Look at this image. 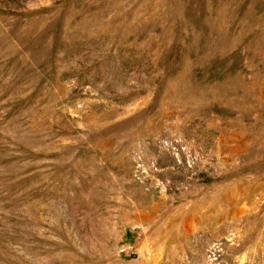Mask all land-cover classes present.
I'll use <instances>...</instances> for the list:
<instances>
[{"label":"rangeland","instance_id":"obj_1","mask_svg":"<svg viewBox=\"0 0 264 264\" xmlns=\"http://www.w3.org/2000/svg\"><path fill=\"white\" fill-rule=\"evenodd\" d=\"M0 264H264V0H0Z\"/></svg>","mask_w":264,"mask_h":264}]
</instances>
